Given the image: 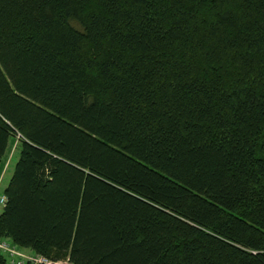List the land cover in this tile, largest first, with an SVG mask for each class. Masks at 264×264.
<instances>
[{"label":"trees","instance_id":"obj_1","mask_svg":"<svg viewBox=\"0 0 264 264\" xmlns=\"http://www.w3.org/2000/svg\"><path fill=\"white\" fill-rule=\"evenodd\" d=\"M16 138L0 239L264 264V0H0V175Z\"/></svg>","mask_w":264,"mask_h":264},{"label":"built area","instance_id":"obj_2","mask_svg":"<svg viewBox=\"0 0 264 264\" xmlns=\"http://www.w3.org/2000/svg\"><path fill=\"white\" fill-rule=\"evenodd\" d=\"M6 197L2 195L0 202L3 204ZM0 251L4 253L7 258V264H71L69 259H53L39 253L21 249L18 245L13 243L10 239H0Z\"/></svg>","mask_w":264,"mask_h":264},{"label":"rangeland","instance_id":"obj_3","mask_svg":"<svg viewBox=\"0 0 264 264\" xmlns=\"http://www.w3.org/2000/svg\"><path fill=\"white\" fill-rule=\"evenodd\" d=\"M20 156L19 140L16 138L10 145L9 151L4 159L1 169L0 196L4 194V189L8 185L14 172L16 162ZM3 210V204L0 202V213Z\"/></svg>","mask_w":264,"mask_h":264},{"label":"crops","instance_id":"obj_4","mask_svg":"<svg viewBox=\"0 0 264 264\" xmlns=\"http://www.w3.org/2000/svg\"><path fill=\"white\" fill-rule=\"evenodd\" d=\"M0 179H1V175H0Z\"/></svg>","mask_w":264,"mask_h":264}]
</instances>
